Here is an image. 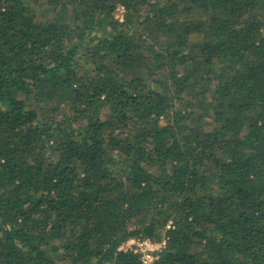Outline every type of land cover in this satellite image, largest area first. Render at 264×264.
Returning a JSON list of instances; mask_svg holds the SVG:
<instances>
[{
    "label": "trees",
    "instance_id": "1",
    "mask_svg": "<svg viewBox=\"0 0 264 264\" xmlns=\"http://www.w3.org/2000/svg\"><path fill=\"white\" fill-rule=\"evenodd\" d=\"M130 238L264 264V0H0V264Z\"/></svg>",
    "mask_w": 264,
    "mask_h": 264
},
{
    "label": "built area",
    "instance_id": "2",
    "mask_svg": "<svg viewBox=\"0 0 264 264\" xmlns=\"http://www.w3.org/2000/svg\"><path fill=\"white\" fill-rule=\"evenodd\" d=\"M122 20V17L119 18ZM171 221L168 222L169 225ZM165 246V239L159 242L152 241L148 238H130L124 241L118 247L120 251H132L139 255L142 264H156L161 249ZM113 264V263H111Z\"/></svg>",
    "mask_w": 264,
    "mask_h": 264
},
{
    "label": "rangeland",
    "instance_id": "3",
    "mask_svg": "<svg viewBox=\"0 0 264 264\" xmlns=\"http://www.w3.org/2000/svg\"><path fill=\"white\" fill-rule=\"evenodd\" d=\"M122 12H123V9L119 7L117 11L115 12V17H118V18L122 17L121 15Z\"/></svg>",
    "mask_w": 264,
    "mask_h": 264
}]
</instances>
